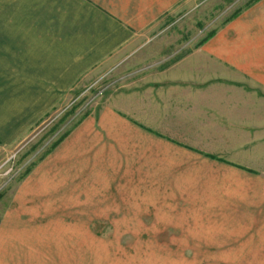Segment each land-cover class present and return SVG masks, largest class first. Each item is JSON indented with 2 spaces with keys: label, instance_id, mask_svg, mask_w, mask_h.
Wrapping results in <instances>:
<instances>
[{
  "label": "rangeland",
  "instance_id": "obj_1",
  "mask_svg": "<svg viewBox=\"0 0 264 264\" xmlns=\"http://www.w3.org/2000/svg\"><path fill=\"white\" fill-rule=\"evenodd\" d=\"M255 1L207 0L181 22L163 24L141 53L143 62L128 59L71 89L24 139L0 152V218L14 202L71 209L73 230L79 226L73 241L86 245L89 264H264V99L257 97L258 82L248 81L249 102L240 97L242 88H217L196 100L172 86L239 78L199 50L213 30ZM175 64L180 71L157 82V70ZM116 93H124V113L185 146L129 120L88 137L87 145L73 143L66 157L55 152Z\"/></svg>",
  "mask_w": 264,
  "mask_h": 264
},
{
  "label": "crops",
  "instance_id": "obj_2",
  "mask_svg": "<svg viewBox=\"0 0 264 264\" xmlns=\"http://www.w3.org/2000/svg\"><path fill=\"white\" fill-rule=\"evenodd\" d=\"M206 1L0 0V152L24 139L79 83L128 59L143 62L141 53L149 48L163 24L181 22ZM212 32L199 51L206 53L211 64L222 65L239 78L228 74L203 87L198 81H186L188 86L182 90L184 84L174 83L177 94L198 100L203 94L214 95L217 88L235 87L242 88L240 97L249 102L251 80L258 82L257 92L264 96V0L244 6ZM152 67L149 64L138 69ZM157 71L161 73L155 75L157 82H164L180 70L175 64ZM166 71L171 73L163 75ZM161 92L164 94L163 89ZM261 96L257 97L264 99ZM110 97L112 103L109 98L97 116L82 121L55 152L66 157V152L74 150L73 143L84 141L87 145L88 137L103 135L104 128H115L129 120L156 137L185 146L124 113V93ZM97 125L103 130L96 129ZM29 196L33 201V195ZM72 216L71 209L12 203L0 218V264H89L87 250H83L86 245H81V239L73 241L79 226L73 230Z\"/></svg>",
  "mask_w": 264,
  "mask_h": 264
},
{
  "label": "trees",
  "instance_id": "obj_3",
  "mask_svg": "<svg viewBox=\"0 0 264 264\" xmlns=\"http://www.w3.org/2000/svg\"><path fill=\"white\" fill-rule=\"evenodd\" d=\"M212 34H213V32H211L208 36H211ZM205 156L209 157L210 159L219 160V161H225V159H223V158H221V157H219L218 155H215V154L205 153ZM242 168H244V167H242Z\"/></svg>",
  "mask_w": 264,
  "mask_h": 264
},
{
  "label": "built area",
  "instance_id": "obj_4",
  "mask_svg": "<svg viewBox=\"0 0 264 264\" xmlns=\"http://www.w3.org/2000/svg\"><path fill=\"white\" fill-rule=\"evenodd\" d=\"M99 80V79H98ZM98 80H96L95 82L97 83L98 82ZM106 88V87H105ZM104 87H103V89H101L98 93H97V95L96 96H99V95H101L102 93H103V91L104 90H106Z\"/></svg>",
  "mask_w": 264,
  "mask_h": 264
}]
</instances>
